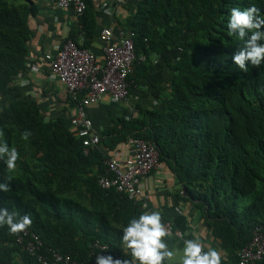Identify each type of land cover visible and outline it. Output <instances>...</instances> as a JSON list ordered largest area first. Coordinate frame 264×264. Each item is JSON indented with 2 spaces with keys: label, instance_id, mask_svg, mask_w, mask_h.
<instances>
[{
  "label": "trees",
  "instance_id": "trees-1",
  "mask_svg": "<svg viewBox=\"0 0 264 264\" xmlns=\"http://www.w3.org/2000/svg\"><path fill=\"white\" fill-rule=\"evenodd\" d=\"M83 2L85 10L79 17L70 14L71 27L59 41L71 40L97 54L99 32L106 28L98 12L108 13L103 8H112L115 0ZM249 2L117 4L114 19L120 28L113 32L132 35L136 57L129 95L163 67L172 73L169 92L157 107L141 108L129 118L109 115L99 144L85 154L70 126L67 111L74 103L68 93L60 98L62 107H56L60 112L49 114L18 82L40 52L35 45L41 34L31 24L37 6L31 0H0V131L19 153L15 171H6L0 162V182L11 176L10 191L0 192V206L31 215L32 224L24 231L39 238L41 254L51 250L67 256L70 264H94L97 252L92 255L90 245L97 241L114 258L131 259L120 229L146 209L114 188L102 189L98 179L105 161L121 153L126 157L137 140L154 144L159 166L183 186L177 201L199 212L225 253L222 264H237L238 251L255 231L264 235V63L246 64L247 71H241L232 55L242 42L226 31L228 9ZM251 2L264 10L260 0ZM55 50L49 40L43 52ZM165 55L169 61L164 64L160 57ZM26 130L31 135L24 140ZM168 220L162 216L163 224ZM189 222L187 216H175L173 232L187 235ZM20 236L0 227V264H39L25 249L29 237L19 244Z\"/></svg>",
  "mask_w": 264,
  "mask_h": 264
},
{
  "label": "built area",
  "instance_id": "built-area-1",
  "mask_svg": "<svg viewBox=\"0 0 264 264\" xmlns=\"http://www.w3.org/2000/svg\"><path fill=\"white\" fill-rule=\"evenodd\" d=\"M49 1L61 12L76 17L85 10L83 0ZM115 2L120 4L122 0ZM111 9L103 8L105 12ZM131 36L115 34L112 29L103 28L98 35L101 47L97 54L67 40L55 46L54 53L42 56L43 65H26L28 73L37 74L42 71L49 85L59 83L65 87L74 103L72 114L69 116L70 126L74 129L76 137L82 140L85 154L87 148L97 146L100 141L99 133L95 130L86 109L100 104L104 98L111 104H119L126 102L129 97L131 84L128 77L132 73V65L136 59ZM139 60L144 61L145 58L141 57ZM20 77L21 75L19 80ZM19 80L21 87L26 86L25 80ZM105 166L104 174L98 179L99 186L102 189L114 188L118 193L125 194L129 200L148 209V199L142 190L141 180L160 168L154 144L137 140L126 157L116 154L105 161ZM165 227L171 231L169 223H165ZM175 236L181 241L187 239L181 232H176ZM24 237H29L25 249L30 255L37 257L39 264H70L67 256L56 251L48 250L44 255L41 254L42 245L39 238L27 231L22 232L17 242L21 244ZM102 247L108 251L107 245L97 241L92 243L90 245L92 255L95 251L99 253ZM237 257V264H264V235L255 231L250 241L238 251Z\"/></svg>",
  "mask_w": 264,
  "mask_h": 264
},
{
  "label": "crops",
  "instance_id": "crops-1",
  "mask_svg": "<svg viewBox=\"0 0 264 264\" xmlns=\"http://www.w3.org/2000/svg\"><path fill=\"white\" fill-rule=\"evenodd\" d=\"M31 1L39 10L38 16L32 20L31 24L33 28L37 29L38 32L40 31L39 34H41L40 40L37 39L35 45L40 52L36 57V62L34 64L43 65L41 59L42 56L45 55L43 52L44 48H46L49 40L52 41L54 47L60 43L59 40H61L63 34L68 31L69 27H71L70 18H72V15L61 12L55 8L54 4L49 0ZM110 5L112 9L108 13L105 14L103 11L99 10L98 14L99 18L102 19L101 27L110 28L114 31L120 28L114 19V10L117 3L115 2ZM47 35H49V37L45 38ZM100 47L101 43L99 42L94 50L100 52ZM160 58L163 60L164 64L169 61V55ZM152 62H158L157 56L152 58ZM171 77V71L167 67H163L149 76L148 81L142 82L141 84H143V86L141 85L139 88L134 87L126 102L111 104L107 98H104L100 104L91 106L88 109V112L95 130L98 133L105 130L109 124V115L111 114L129 118L137 114L141 108L157 107L169 92L168 84ZM22 79L26 81V86L21 87L23 90L26 89L24 91L26 95H31L37 99L42 107L46 109L47 113L51 114L60 112L58 111V109L62 107L60 98L64 99L66 95L65 93L67 92L63 85L59 83L49 85L46 82L42 71L37 74H22L20 80ZM65 106L66 105L63 107ZM56 107L58 109H56ZM67 112L69 115L72 114L71 110ZM121 155L123 156V153H121ZM141 184L144 195L147 196L148 199V209H146V211H160L161 216L168 217V221H170L168 223L170 225L171 220H173L175 216L180 214L187 216L190 220V230L187 235H184L185 238L189 237L191 239L197 237L201 240L202 244L217 248L222 252V256H225V253L219 247V243L211 239L210 233L205 228L199 212L196 211L192 205L177 201L176 196L182 194L184 189L171 172L166 171L164 167H160L156 172L144 176L141 180ZM165 241L169 248L176 250L177 255L175 259L178 264L183 241L176 238L172 226L169 236L165 238Z\"/></svg>",
  "mask_w": 264,
  "mask_h": 264
},
{
  "label": "clouds",
  "instance_id": "clouds-1",
  "mask_svg": "<svg viewBox=\"0 0 264 264\" xmlns=\"http://www.w3.org/2000/svg\"><path fill=\"white\" fill-rule=\"evenodd\" d=\"M264 4V0H260ZM228 36H235L241 46L232 55L233 63L247 71L246 64L259 66L264 63V10L255 2L247 7L239 6L228 9L226 20ZM31 133L24 131L21 138L27 140ZM0 131V162L6 171L17 168L19 153L3 138ZM11 176H5L0 182V192L10 191ZM32 224L30 214L19 215L15 210L0 206V227H6L12 234L22 233ZM121 242L129 249L131 259L115 257L105 248L95 254L94 264H177L176 250L169 248L165 238L169 231L162 223L160 211L148 210L128 219L121 226ZM108 252L102 255L101 253ZM178 264H222V252L217 248L205 246L197 237L185 239L180 250ZM91 259V257H90Z\"/></svg>",
  "mask_w": 264,
  "mask_h": 264
}]
</instances>
